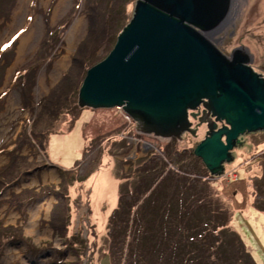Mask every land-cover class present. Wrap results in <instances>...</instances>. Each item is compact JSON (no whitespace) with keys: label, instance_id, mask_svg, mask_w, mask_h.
<instances>
[{"label":"rangeland","instance_id":"obj_1","mask_svg":"<svg viewBox=\"0 0 264 264\" xmlns=\"http://www.w3.org/2000/svg\"><path fill=\"white\" fill-rule=\"evenodd\" d=\"M135 2L11 0L0 18V264L150 260L139 246L172 239L179 199L201 217L188 220L190 233L236 240L264 264V132L239 137L233 161L211 177L193 155L205 126L176 144L142 137L118 109L77 107L86 72L113 49ZM94 11L100 24L102 12L123 11L125 21L106 37L95 28L97 48L79 51ZM210 41L227 57L248 49V66L264 78V0H240L231 24ZM85 55L89 67L79 72L74 59ZM179 190L183 198L174 197Z\"/></svg>","mask_w":264,"mask_h":264},{"label":"water","instance_id":"obj_2","mask_svg":"<svg viewBox=\"0 0 264 264\" xmlns=\"http://www.w3.org/2000/svg\"><path fill=\"white\" fill-rule=\"evenodd\" d=\"M238 7V0H136L113 49L86 72L77 107L122 110L138 134L180 141L196 136L189 117L202 106L207 131L193 155L211 177L222 176L239 137L264 132V79L248 66L247 50L227 57L210 41Z\"/></svg>","mask_w":264,"mask_h":264},{"label":"trees","instance_id":"obj_3","mask_svg":"<svg viewBox=\"0 0 264 264\" xmlns=\"http://www.w3.org/2000/svg\"><path fill=\"white\" fill-rule=\"evenodd\" d=\"M4 5L7 6L4 7ZM10 5H11V0H9V2H6L5 0H0V18L6 17L7 12H9V10L11 9ZM123 13L124 12L122 11L120 15L118 14L117 11L112 12V14L111 12H108L106 14L105 12H102V15L104 16H103V21L100 24V21L98 20L96 15V11L92 12V14L88 16L91 27L90 29L91 32L88 37L89 42H86L84 46H81V49H79V51L86 50V52L88 51L93 52L97 48V46H95L94 44L95 40L98 37L95 36V34H98L95 28L99 27L101 29L100 31L103 32L105 37L108 35V33L111 30L112 31L110 35H114L113 34L114 27L116 26L121 27L122 25V23L116 25L117 21L119 19L120 21L122 20V22L125 21V16ZM78 57L74 59L73 65L76 68V64L79 62L80 64L79 72H80L82 70H85L84 67H89L88 58L90 57L89 55H85L83 60L82 59L80 60V58ZM54 98L55 97H52L51 99L49 98L50 100L47 99L49 101L47 102V104L54 103ZM177 176H178L177 173H175L172 176L171 180L175 183L176 186L177 185L179 186L180 182L178 181V179L183 176H179L176 179ZM180 187H182L181 183H180ZM181 190H179V192L174 191L173 193L174 197L181 196V198H183L184 194L183 192H181ZM194 198L195 201H193V203L197 202L198 199L195 196ZM182 207H183V201L181 199L175 201L174 203L175 213L173 214V217L176 222L174 223L173 221V226L170 229V235L172 239H170V241L168 240L167 242H165L164 240L166 239H164L162 242H159L157 244H149L145 241L141 242L139 246L140 253L142 252L144 255L146 252L151 251L152 257L149 260L146 257L140 256L138 257L136 264H254L252 258L243 250L241 244L236 240L231 241V243L226 241L222 242L219 240V238L217 239L210 238L209 235H207L208 238L206 237L202 238L200 234L197 235L193 232L190 233L191 230L189 231L188 228L190 227L187 224L189 223L188 220H190L191 218L193 220L195 219L200 220L201 217L199 218L197 214L198 213L197 209L192 213L191 212L192 210L190 211L189 208L183 209ZM183 221L185 222L184 225L186 226L181 225L182 223H184ZM219 224L222 223L219 222ZM221 226L224 225L222 224Z\"/></svg>","mask_w":264,"mask_h":264},{"label":"flooded vegetation","instance_id":"obj_4","mask_svg":"<svg viewBox=\"0 0 264 264\" xmlns=\"http://www.w3.org/2000/svg\"><path fill=\"white\" fill-rule=\"evenodd\" d=\"M238 1H240V0H238ZM244 49V48H243ZM246 49V48H245ZM247 50V54H248V58H249V60H250V64L252 63V61H253V58H252V56H251V54H250V52L248 51V49H246ZM252 69V68H251ZM253 71V70H252ZM254 72V71H253ZM255 73V72H254ZM257 74V73H256ZM257 75H259V74H257ZM259 76H261V75H259ZM262 77V76H261ZM263 78V77H262ZM264 79V78H263ZM204 112V108L202 107V106H200L199 108H198V110H197V113L199 114V116H197L196 117V119H192V118H190L189 117V122L192 124V127H191V129L192 130H196L197 131V127L199 126V119H201L202 117H203V115H202V113ZM189 114H191V112H189ZM194 114H196L195 112H194ZM191 120H192V122H191ZM133 126H135L136 127V125L135 124H133ZM200 126H205L206 127V125L205 124H202V125H200ZM218 126V128H220L221 127V125H217ZM195 127V128H194ZM137 131V130H136ZM188 135V133H185V134H183L182 135V137H181V139L183 138V136L184 135ZM146 137L147 139L148 138H150V139H152V140H159V141H163L162 139H160V138H155V137H153V136H146V135H142V137ZM170 142H174V143H178V142H180L179 140H176V139H172V140H170ZM169 143V142H168ZM140 145H138V143L136 142V144L134 145V147L136 148V147H139ZM237 147V146H236ZM235 147V148H236ZM148 148V147H147ZM146 148V149H147ZM235 148L230 152L231 153V155H232V152L235 150ZM145 149V150H146ZM152 149V151L150 152V159H154V157H156V156H158L157 154H155V149H154V151H153V148H151ZM163 152V151H162Z\"/></svg>","mask_w":264,"mask_h":264},{"label":"built area","instance_id":"obj_5","mask_svg":"<svg viewBox=\"0 0 264 264\" xmlns=\"http://www.w3.org/2000/svg\"><path fill=\"white\" fill-rule=\"evenodd\" d=\"M119 111H120V114H122L123 117H124L127 121L131 122V119H130L128 116H126V115L122 112V110H119Z\"/></svg>","mask_w":264,"mask_h":264},{"label":"bare ground","instance_id":"obj_6","mask_svg":"<svg viewBox=\"0 0 264 264\" xmlns=\"http://www.w3.org/2000/svg\"><path fill=\"white\" fill-rule=\"evenodd\" d=\"M76 26V25H75ZM75 30H77L76 28L74 29V31L73 32H75ZM72 31V30H71ZM73 32L71 33V35L73 34ZM70 35V36H71ZM27 39V38H26ZM28 40V39H27ZM26 42H28V41H25V40H23V42H21V47H23L24 46V44L26 43ZM23 48H25V47H23ZM20 50V49H19Z\"/></svg>","mask_w":264,"mask_h":264}]
</instances>
